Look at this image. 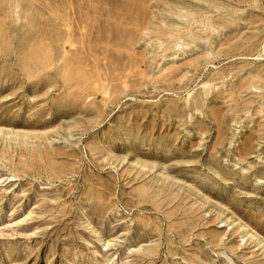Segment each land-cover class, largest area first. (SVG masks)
Masks as SVG:
<instances>
[{
    "label": "rangeland",
    "instance_id": "374dc122",
    "mask_svg": "<svg viewBox=\"0 0 264 264\" xmlns=\"http://www.w3.org/2000/svg\"><path fill=\"white\" fill-rule=\"evenodd\" d=\"M0 264H264V0H0Z\"/></svg>",
    "mask_w": 264,
    "mask_h": 264
}]
</instances>
